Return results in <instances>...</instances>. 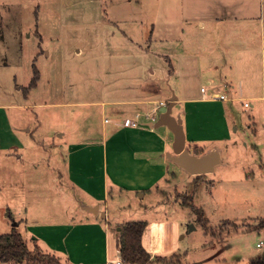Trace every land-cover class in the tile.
Returning a JSON list of instances; mask_svg holds the SVG:
<instances>
[{"label":"rangeland","instance_id":"obj_1","mask_svg":"<svg viewBox=\"0 0 264 264\" xmlns=\"http://www.w3.org/2000/svg\"><path fill=\"white\" fill-rule=\"evenodd\" d=\"M227 1L229 5L225 9L232 15L247 10V0ZM249 2L251 14L258 19L264 18V0ZM222 6L220 10L224 8ZM169 7L167 0L160 3L156 0H0V87L14 94L3 102H15L19 106L9 111L27 145V149L19 151L21 158L17 155L9 157V153L0 155V233L9 231L8 223L15 225L21 220L29 222L37 218L46 222L74 218L80 221L85 215L93 216L73 212L77 198L69 189H61L59 184L62 182L58 179L61 170L49 154H58L61 150L58 132L72 130L75 131L71 135L74 140L86 138L105 117H114L106 106L125 95L109 88L116 76L125 77L128 66L135 70L134 73L142 70L144 74L148 73V65L158 64L161 69L156 56L126 53L129 48L122 42L124 36L119 27L126 28L131 39L143 46L156 17L160 12H167ZM114 34L118 41L110 43ZM257 52L259 57L252 59L248 72L255 86L264 85L261 43ZM34 67L39 71L40 80L37 87L26 94L25 88L34 78ZM156 80L157 83L151 84L155 99L173 97L174 91L183 96L178 81L168 80L163 73ZM205 82L193 83L190 90L197 92L202 85L207 87ZM19 86L21 90L17 92ZM211 89L216 91L215 87ZM218 89L224 90L222 86ZM244 97H248L247 94ZM2 99L0 96V101ZM169 100L165 106L169 105ZM250 100L254 107L248 108L242 101L237 104V114L234 109L229 110L228 120L238 126L239 131L233 133H237V144L232 150L221 145L223 165L214 173L204 174L201 177L204 181L197 189L194 188L197 178H190L186 190L168 183L165 190L159 191L161 204L169 200L175 205L171 213L166 210L167 206H157V199L149 201V196L145 200H132L118 209H108L111 224L107 226L111 232L118 237L116 227L119 224L114 221L121 218L151 222V227L165 223L164 227L170 228L175 242L191 250L204 242L215 243L219 238L222 243L227 239L226 244L231 241L243 250L248 249L249 244L256 246L257 235L260 234V239L264 232L263 229L257 233L256 229L257 224L264 225V101ZM182 109L177 105L174 115L180 114ZM252 121L260 131L259 147L252 144L255 132H248ZM244 140L250 144L246 145ZM62 158L58 154L57 161L61 162ZM54 167L58 169L51 174ZM178 174L181 178L192 177L183 170ZM185 197H194L190 202L210 214L208 229L200 226L194 231L195 227L188 223L192 209L180 207ZM78 198H83L82 193ZM104 211L102 207V218ZM165 214L169 215L166 217ZM225 219L232 225H220ZM24 241L28 248L36 251L29 237ZM60 262L68 264L63 258Z\"/></svg>","mask_w":264,"mask_h":264},{"label":"crops","instance_id":"obj_2","mask_svg":"<svg viewBox=\"0 0 264 264\" xmlns=\"http://www.w3.org/2000/svg\"><path fill=\"white\" fill-rule=\"evenodd\" d=\"M156 1L160 3L163 0ZM167 2L170 5L168 11L157 14L156 23L152 25L150 33L154 34L153 39L149 34L143 46L131 39L126 28L117 25L124 36L123 44L129 48L126 53L156 56L161 69H158V64L148 65V73L144 74L145 71L142 70L134 73L135 70L128 66L124 72L125 77L116 76L109 88L125 95L120 100L107 104L106 107H109L114 117H105L98 127L91 129L86 138L74 140L71 135L75 131L72 130L58 132L61 137L58 147L61 150L57 151L63 160L57 161L56 152L49 154L61 170L58 175L62 182L59 184L61 189H69L77 198L73 212H84L93 216L85 215L80 221L74 218L46 222L37 218L29 222L21 220L15 225L8 223L9 231L0 235L9 234L16 228L24 240L28 237L30 240L36 239L45 252H54L68 264H114L122 261V258L117 246V235L107 226L108 223L111 224L108 220V209H118L127 206L132 200H145L149 196V201L157 199V206H167L166 210L173 212L175 205L169 200L162 204L159 202V196H162L159 191L165 190L168 183L176 185L180 190H186L190 178L196 179L197 176L181 178L178 173L182 170L167 158V154L173 152L174 133L166 125L158 128L152 126L161 114L156 113L155 121H148L146 118L147 114H155L153 109L160 103L172 98L171 95L160 101L154 98L151 84L157 83L156 77L159 74L163 73L168 80L178 81L177 86L184 91L183 96H179L177 91L173 92V96L177 98L174 109L177 105L183 107L180 114L174 115L173 112V115L181 118L186 147L192 153L198 149L207 152L218 148L223 157L221 145L224 144L227 149L232 150L237 144V133H233L238 132L239 127L229 122V110L234 109L237 114V104L242 101L254 107L251 98L264 101V85L260 83L255 86L249 74L252 59L259 57V43L264 58V18L259 20L251 14L249 0L246 2V11L233 15L225 9L229 5L227 0ZM221 4L223 10H220ZM243 7L245 8V4ZM113 38L110 43L118 41L115 34ZM200 80L206 81L208 88H205L208 91H213L211 88L215 87L217 94H227L229 100L222 101L216 97L205 96L201 90L204 85L199 91L192 92L191 85ZM123 81L126 84L119 85ZM221 86L224 90L218 89ZM16 90L19 92L20 86ZM245 94L248 97H244ZM0 96L4 98L0 101V155L9 153V157L17 155L21 158L19 151L27 149V145L9 111L19 106L15 102H3L14 96L12 91L0 87ZM129 118L138 121L139 126H124L123 121ZM110 124L112 125L109 126ZM249 131L255 132L252 144L259 147L260 131L253 121L249 125ZM262 135L264 136V131ZM50 139L52 138H47ZM244 143L250 144L246 140ZM55 168L58 169L54 167L51 174H55ZM250 178L247 177V180ZM197 181L194 183L195 189L204 178ZM79 193H82V199L78 198ZM102 207L106 214L103 218L100 217ZM180 207L189 210L182 204ZM198 209L205 210L201 206ZM205 212L207 219L205 218L204 228L208 229L210 214L206 210L204 214ZM168 215L165 214L166 217ZM211 215L213 216L212 213ZM187 220L195 227L194 231L199 230L200 226L203 227L197 222V215L192 210ZM132 221L116 218L114 222L119 224L116 227L119 229L123 224ZM222 224L229 226L232 222L225 219L220 225ZM164 225L165 223H161L151 227V222H147L142 236L141 243L152 259L172 258V264L264 263V245L258 246L264 240L261 238L264 232L260 239V234L257 235L256 246L249 244L245 250L231 241L226 244L227 239H224V244L221 238L215 243L204 242L200 247L191 250L190 247H182L176 243L170 228ZM257 225V233H260L264 225ZM150 264L163 263L153 261Z\"/></svg>","mask_w":264,"mask_h":264},{"label":"trees","instance_id":"obj_3","mask_svg":"<svg viewBox=\"0 0 264 264\" xmlns=\"http://www.w3.org/2000/svg\"><path fill=\"white\" fill-rule=\"evenodd\" d=\"M33 80L25 93L37 87L40 80L39 71L34 67ZM205 150H195L196 155L205 153ZM204 175L197 176L199 180ZM193 197H185L183 205L191 208L197 214V222L206 227L205 214L202 209H197L190 201ZM147 222L132 221L119 227L117 237V246H119L120 256L124 264H150L153 261L163 264H172L168 262L172 258L155 257L152 259L141 243L142 236L146 230ZM34 243L36 251L28 248L22 234L16 228L12 229L9 234L0 235V262L4 264H61L62 257L54 252H45L36 239L31 240ZM44 251V252H43ZM67 263V261H66ZM264 264V263H259Z\"/></svg>","mask_w":264,"mask_h":264},{"label":"water","instance_id":"obj_4","mask_svg":"<svg viewBox=\"0 0 264 264\" xmlns=\"http://www.w3.org/2000/svg\"><path fill=\"white\" fill-rule=\"evenodd\" d=\"M176 100V96H173L169 100V105L162 107L159 119L152 124L156 128L166 125L174 133L173 152L168 153L167 158L179 169L193 176L214 173L218 166L223 165L220 150L215 148L201 155H196L186 147L182 120L173 115ZM103 216H106V214L103 213Z\"/></svg>","mask_w":264,"mask_h":264},{"label":"built area","instance_id":"obj_5","mask_svg":"<svg viewBox=\"0 0 264 264\" xmlns=\"http://www.w3.org/2000/svg\"><path fill=\"white\" fill-rule=\"evenodd\" d=\"M201 90H202V92L205 94V96H208V97H210V98H214V97H216V98H218V99H220V100H222V101H227V100H229L227 94H217V93H216L217 91L212 92V91H208V89H205V88H202ZM165 105H166V103H165V102H162V103H160L157 107H155V109H154V110H155V114H154V115H149V114H147V115H146V118H148V121H155V120L157 119V118H156V113L159 114L160 111H161V108H162L163 106H165ZM244 105H245L246 107H248V108H249V106H251L249 103H245ZM122 124H123L124 126H127V127H129V126H132V127H138V126H139V122H138V121L131 120L130 118L124 120ZM263 245H264V241H261V242L258 244L259 247H261V246H263ZM114 264H123V262L120 260V261H116V263H114Z\"/></svg>","mask_w":264,"mask_h":264}]
</instances>
